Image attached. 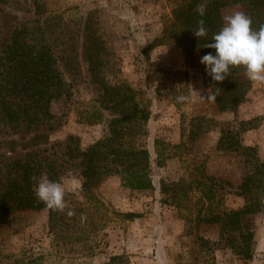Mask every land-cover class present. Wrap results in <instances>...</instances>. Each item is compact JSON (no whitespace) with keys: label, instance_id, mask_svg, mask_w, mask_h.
<instances>
[{"label":"rangeland","instance_id":"1","mask_svg":"<svg viewBox=\"0 0 264 264\" xmlns=\"http://www.w3.org/2000/svg\"><path fill=\"white\" fill-rule=\"evenodd\" d=\"M34 1L43 14H34L33 5L27 12L0 4V48L19 23L59 13L81 69L65 79L69 92L49 102L46 122L26 130L0 125V168L6 177L11 161L24 153L47 155V173L64 185L68 208L51 216L43 203L7 214L0 224V264H27L39 256L40 264H103L112 255H123L126 264H264V206L243 219L254 234L250 258L240 254L239 230H230L223 215L252 197L264 203V186L249 193L244 185L264 162V84L251 82L240 67L236 78L249 87L233 110H220L215 99H207L214 96L213 80L192 44L193 29L174 21L172 10L181 0ZM18 2L27 7L26 0ZM258 8L264 17V0ZM250 10L248 0H227L220 7L222 22ZM121 82L147 100L146 133L136 142L149 153L153 188L131 190L112 173L95 174L85 188L87 150L109 135L111 119L119 116L103 108L102 83ZM180 95L189 99L177 102ZM92 106L103 117L88 124L82 112ZM38 131L48 137L36 145L30 136ZM155 139L164 152L160 158ZM41 174L46 173L37 178ZM209 187L218 200L212 206L201 192ZM233 239L235 246L229 244Z\"/></svg>","mask_w":264,"mask_h":264},{"label":"trees","instance_id":"2","mask_svg":"<svg viewBox=\"0 0 264 264\" xmlns=\"http://www.w3.org/2000/svg\"><path fill=\"white\" fill-rule=\"evenodd\" d=\"M200 2L201 0H181L172 10L175 23L188 25L195 31L197 20L200 19L196 7ZM226 2L227 0H211L205 3L206 14L203 19L208 35L203 38L194 36L192 43L203 56L209 52L215 55L214 49L203 46L211 42L212 35L222 27L220 7ZM248 2L251 5L248 15L253 19V27L258 28L264 24L263 14L258 11L259 0ZM26 3L27 7H24L20 6L18 0H0V4L12 10L28 12L33 5L34 14H43L44 11L40 10L41 6L36 1L26 0ZM65 23L59 13H47L44 17L25 20L13 29L8 41L0 48V125L10 130H26L44 123L50 116L49 102L69 92V84L65 79L74 78L81 68L75 40L63 30ZM83 29L89 50V70L94 73L93 56L88 47V40L92 37L88 35V26L85 25ZM167 30L165 28L163 31ZM151 45L152 43L148 46ZM239 70L240 67L231 68L230 75L223 81H212V92L220 110H233L249 87L247 81L236 78ZM102 89L103 108L115 110L119 116L111 119L109 135L97 140L87 150V164L83 171L86 180L83 186L86 188L88 182H95V174L112 173L119 176L122 186L131 190L153 188L149 174V153L136 142L138 136L146 133L144 126L149 115L147 100L141 97L139 99V91L122 82L113 85L102 83ZM82 116L88 124L97 123L103 117L101 108L94 106L84 109ZM30 137L36 140L37 145L44 142L48 135L38 131L33 132ZM7 142H14V139H8ZM155 145V153L160 158L164 152L159 146V139H155ZM11 162L6 177H3L0 168V224L6 222L9 213L42 207L43 202L34 195L35 181L31 178L40 173H46L51 180L54 176V173H47L52 164L47 155L24 153L22 158L13 159ZM100 162H104L103 165ZM258 167L259 170L244 179L249 193L257 192V189L264 186V162H259ZM201 192L208 205L212 206L218 201L212 188ZM253 198L242 209L223 212L226 222L231 224L230 230H239V243L243 244L239 252L245 258L251 257L250 242L254 234L252 227L248 222L244 223L243 219L264 206L259 199ZM50 214L52 216V210ZM215 218L220 219L218 215ZM229 244L235 246V240ZM39 260L42 261V257L29 259L27 264H40ZM103 264L126 262L123 255H112Z\"/></svg>","mask_w":264,"mask_h":264},{"label":"clouds","instance_id":"3","mask_svg":"<svg viewBox=\"0 0 264 264\" xmlns=\"http://www.w3.org/2000/svg\"><path fill=\"white\" fill-rule=\"evenodd\" d=\"M196 11L200 19L197 20L196 30L192 32L195 37L203 38L208 35L203 19L206 4H198ZM203 47L215 50V55L209 52L200 60L212 80L223 81L230 75L231 68L243 67L251 82L264 84V24L254 28L253 19L247 13L236 11L224 16L222 27L212 35L211 42L205 43ZM192 95L204 99L193 89ZM188 99L183 95L177 96V102ZM207 99H215V96L208 95ZM31 179L35 181L34 195L48 209L64 212L68 208L66 190L61 182L49 179L46 174H41L39 178L33 176ZM68 215H74V212L69 211ZM85 220L86 217L82 214L81 221Z\"/></svg>","mask_w":264,"mask_h":264}]
</instances>
